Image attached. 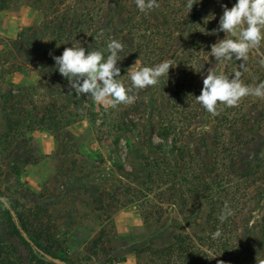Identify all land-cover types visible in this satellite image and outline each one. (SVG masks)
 Listing matches in <instances>:
<instances>
[{"label":"rangeland","instance_id":"1","mask_svg":"<svg viewBox=\"0 0 264 264\" xmlns=\"http://www.w3.org/2000/svg\"><path fill=\"white\" fill-rule=\"evenodd\" d=\"M98 1L0 0V4L7 6L0 10V91H20L14 99L8 100L7 108L15 115L23 108L33 119L46 115V108L59 110L57 114L64 117L59 128L32 132L33 141L29 142L16 137L14 130L5 137L9 132L6 116L0 109L1 202L26 212L25 217L41 224L42 246L45 240L54 238L56 243L52 251L58 248L53 254L59 259L50 260L35 253L33 256L40 264H145L149 257L137 255L141 249L161 248L176 234L202 236L206 228L207 204L199 191L186 192L183 181L187 180L188 170L184 171L182 164L191 163L193 183L200 186L204 168L209 170L215 161L212 137L222 119L237 124L232 131L225 132L226 136L237 129L251 130L246 140L242 134H235L240 139L237 147L239 167L258 163L262 168L248 185L243 209L235 218L238 240L245 248L255 250L261 242L260 225L264 216V97L246 96L235 107L218 104L215 116L194 100L195 92L197 96L201 93L208 69L216 64L210 53L211 45L226 38L224 32L219 36V31H213L219 27L223 6L230 9L237 0L198 1L205 2L204 13L208 15L199 21L198 29L192 21L200 14L198 4L194 3L187 12V0H181L184 7L179 6L181 20L174 31L173 47L151 58L157 64L172 59L175 67L170 68L168 78L161 77L156 86L133 89L131 104L115 108L97 104L90 94L77 95L68 80L55 77L54 68L43 61L39 53L32 55L27 64L20 65L19 55L12 47V41L22 29L38 27L44 16L58 22L65 14L89 10L99 17V26H109L111 31L120 29L125 16L116 9V0ZM157 3L159 7L152 9L151 14L154 22L160 23L163 4ZM207 28L209 37L211 33L217 37L204 55L194 54L192 59L186 60L188 71L182 83L188 92L191 118L182 142L173 147L168 140L157 136L161 95L176 93L185 56ZM124 35L121 38L125 39ZM90 37L86 34L83 40L88 43ZM144 59L141 57L140 61ZM262 60L264 41L249 52L246 60L234 57L227 61L224 71L229 78L240 71L241 80L255 87L264 82ZM17 66L20 69L15 68ZM163 157L171 174H163L160 183L149 174L145 163ZM150 180H154V184H149ZM133 190H139L145 199L142 202L131 199ZM144 203L150 207L146 213ZM5 222L0 219L3 231ZM0 237L7 240L2 231ZM9 241L16 245L22 264H28L27 250L19 240L12 237ZM221 262L217 258L214 264ZM9 263L13 264L11 260Z\"/></svg>","mask_w":264,"mask_h":264},{"label":"trees","instance_id":"2","mask_svg":"<svg viewBox=\"0 0 264 264\" xmlns=\"http://www.w3.org/2000/svg\"><path fill=\"white\" fill-rule=\"evenodd\" d=\"M39 1L41 2L42 0ZM158 1L163 4L160 15L162 22L160 23L154 22L151 10L141 12L136 7L135 0H116L114 4L116 9H119L125 16L122 23L123 26L118 30L111 31L109 26H99V17L94 16L89 10H85L80 14H65L58 22L44 16L43 22L38 27L22 29L12 41V47L15 53L19 55L20 65L27 64L31 60L32 55L39 53L38 55L41 59L54 68L53 74L55 77L65 81L67 78L59 73L52 58L53 56H60L66 47H72L79 43L80 46L85 48L86 52L99 50L104 53L106 58L108 55L107 44L112 39H120L125 44V52L120 53L121 60L117 62V67L120 68V77L118 79L126 86H129L131 84L128 75L130 67L134 66L132 70H135V68L142 66H155L157 61L151 58L161 56L166 53V50H170L173 47L174 37L176 36L174 31L181 20L180 7H184V5L181 4V0ZM170 1L173 2L169 4L168 2ZM198 1L201 0H196L197 3L194 5L198 4L200 14L197 18H192L195 29L200 28L199 21L203 20V17H208L204 13L206 11L205 2L198 3ZM89 2L98 3L99 1L89 0ZM101 3L103 4L104 1ZM6 8L7 6L0 4V10H5ZM56 11L54 12L56 13ZM160 28L162 31H159ZM208 31L209 28L206 29V33L203 34L200 40H195L190 51L187 52L185 61L180 67L179 74L181 79L179 76V84L175 88L176 93L165 92L161 95L162 101L157 115V136L162 140H168L173 147L182 142L191 118L187 106L188 92L184 90V84L182 83V78L186 76L188 71L186 69V60L192 59L194 54L204 55V51H209L210 45L215 41L217 34L210 32L211 36L209 37ZM123 33L125 34V39L121 38ZM86 34L91 35L88 43L83 40ZM221 35L222 32L219 33V36ZM205 37L208 38L206 39ZM48 47L51 50H47ZM141 57L145 59L140 61ZM15 68L20 69L19 66ZM19 93V90L14 89H9L5 93L0 91V109L6 116L7 131L9 132L5 136L6 138L14 130L16 137L19 136L21 140L32 142L33 137L30 135L32 132L46 128L56 129L61 126L64 117L60 113L59 115L57 114L59 110L50 111L46 108V115H43L42 118L34 119L23 108L18 110L19 113L17 115L11 113V108H7L8 100L14 99ZM196 96L197 93L195 92L194 98ZM54 112H56V115H54ZM112 121L116 123V120ZM236 127V121L229 122L227 119L219 121V125L215 129L217 132L212 137V143L215 148V161L213 162V167L209 170L206 167L204 168L200 186H196L193 183L195 177L194 175L192 176L193 173L190 170L191 163L184 162L182 164L185 167L183 170H188L185 174L187 180L183 181V186L187 187L186 192L189 193L193 190V193H196V190L199 191L207 204L208 212L204 234L202 236L186 233L176 234L172 237L169 244L161 248L139 250L137 255L143 256L146 254L149 257V259H145V264H214L217 258L227 264H264V216L260 225L261 242L255 250L242 246L236 236L237 226L235 218L243 209L246 190L253 178H256L262 171L258 163L254 166L245 165L244 167H239L237 147L240 139L235 134H242V138L246 140V135L251 130L237 129L235 133L226 136L225 132L232 131ZM13 138L10 137V139ZM145 168L160 183L162 182L163 174H171L167 171V163L164 157L154 158L150 163L146 162ZM154 182V180H150L149 184H154ZM198 187H200V190H198ZM156 188L159 190V186ZM129 191L130 189L127 192ZM131 194L130 198L135 199L136 202H142L145 199V197H141L139 190H133ZM225 202L228 203L232 214L221 222L220 216L225 211ZM0 203L2 208L0 209V219H5L6 221L4 224L5 230L3 231L0 227V231L4 232L7 239L0 237V264H10V260L13 264H22V259L15 247L16 245L9 241L12 237L18 239L20 244L27 250L26 261L28 264L41 263L36 256H33L34 253L50 260L59 259L53 254L58 251V248L52 251L56 243L54 238L50 237L45 240V246H42L44 240L41 237V224H35L30 221L24 216V213L26 214L24 211L15 210L8 204L4 206L1 202V196ZM144 204L146 213V209L149 206H146V203ZM218 229L221 235L213 239L212 234ZM123 259L122 257V261Z\"/></svg>","mask_w":264,"mask_h":264},{"label":"clouds","instance_id":"3","mask_svg":"<svg viewBox=\"0 0 264 264\" xmlns=\"http://www.w3.org/2000/svg\"><path fill=\"white\" fill-rule=\"evenodd\" d=\"M194 3L196 0H187V12L192 9ZM135 4L141 12L159 7L157 0H135ZM213 31L224 32L226 38L211 45L210 53L216 64L208 69L201 93L195 98L205 111L215 116L218 115V104L235 107L246 96L264 97V82L252 87L241 80L240 71H236L232 78L224 71L227 61L234 57L237 60H246L249 52L258 48L261 41H264V0H237L230 9L226 5L223 6L219 27ZM107 52L105 58L102 51L86 52L78 43L66 47L62 55L52 58L59 73L67 78L77 95L90 94L93 101L106 108L131 104L134 100L130 95L133 89L142 90L156 86L161 77L168 78L169 69L176 65L172 59H165L151 67L142 66L132 70V66L128 72L131 84L126 86L118 79L120 68L117 67V62L121 60L120 53L125 52L124 42L112 39L107 44ZM261 64L264 65V60ZM224 209L220 216L221 222L232 214L227 202ZM220 235L219 229L212 234L213 239Z\"/></svg>","mask_w":264,"mask_h":264}]
</instances>
